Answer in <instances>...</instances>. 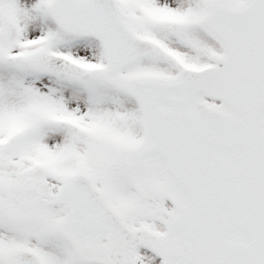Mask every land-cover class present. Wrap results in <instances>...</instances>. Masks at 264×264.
Listing matches in <instances>:
<instances>
[{
	"label": "snow or ice",
	"instance_id": "6c2138e0",
	"mask_svg": "<svg viewBox=\"0 0 264 264\" xmlns=\"http://www.w3.org/2000/svg\"><path fill=\"white\" fill-rule=\"evenodd\" d=\"M0 264H264V0H0Z\"/></svg>",
	"mask_w": 264,
	"mask_h": 264
}]
</instances>
